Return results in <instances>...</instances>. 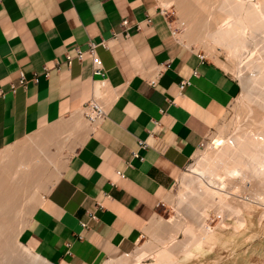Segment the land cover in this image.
I'll use <instances>...</instances> for the list:
<instances>
[{
  "label": "crops",
  "instance_id": "0c3cea01",
  "mask_svg": "<svg viewBox=\"0 0 264 264\" xmlns=\"http://www.w3.org/2000/svg\"><path fill=\"white\" fill-rule=\"evenodd\" d=\"M162 9L158 0H0V154L27 139L36 141L27 148L45 149L44 161L70 148L19 235L52 264H104L131 253L241 90L233 74L178 38ZM125 19L127 34L115 37ZM101 39L106 116L91 127L81 112L99 77L86 49ZM78 48L83 59L68 63ZM20 74L27 83L13 91Z\"/></svg>",
  "mask_w": 264,
  "mask_h": 264
},
{
  "label": "rangeland",
  "instance_id": "374dc122",
  "mask_svg": "<svg viewBox=\"0 0 264 264\" xmlns=\"http://www.w3.org/2000/svg\"><path fill=\"white\" fill-rule=\"evenodd\" d=\"M158 1L167 13L169 20L173 23V28L178 38L187 45L200 50L208 58L215 60L226 71L233 74L239 81L241 90L238 96H236L229 102L219 123L202 140L196 152L189 160L187 166L184 168L177 180H175V182L169 188L165 198L157 209L155 218L144 230L141 240L137 245H135L134 250L127 256H122L117 259L106 260L105 262H103L107 264H147L148 262L153 261L155 258V254L152 252L154 251L153 244L157 243L155 242L157 240V236H169V233L171 232V230H169V223H173L174 219H177L175 221H178L179 219V222H181V224L186 227L189 220H191V218L193 217L199 216L201 209L204 207V204L196 197V194L194 192L191 194L189 192L187 194L185 191H182V189L187 184L192 188L194 187L193 189L195 191L200 192L201 188H199L198 180L193 178L192 176H197L205 184L209 183L208 177L203 175L198 176L193 173L194 175H192L191 178H188L184 177L185 174H192L191 166L197 162V159H201L205 152H211L212 147L216 143V140L214 139L220 132H224V134H226L225 138L232 136L233 132L237 130L236 127H247L251 123V120L258 115V113L255 112H259L260 110L261 112H264V82L263 85L262 82L260 85V81L256 80V75H259V70H264L263 33L256 32L252 38L248 37L247 47L242 53V56L237 60V66L239 67V69H237V67L233 68L232 62H230L232 61V57L229 56L225 49L221 48L220 45H215L214 43H212V41H200L197 39L194 40V38H190L191 30L189 29L190 26L187 25V22H189L188 18L185 16L184 10H181L179 5L175 1L173 3L171 2L167 7L163 5L161 0ZM185 20H187L186 24H181V22H185ZM261 38L263 40H261ZM260 64H262L263 66L262 69L259 68ZM254 79L256 81H254ZM260 90L263 91L260 92ZM250 106L252 108H250ZM255 108L257 109L255 110ZM35 142V140L30 141L29 139H27L19 146H17V148L14 149L10 154H8L7 157L0 159V168H2L0 173L3 175L5 174V176L9 175L7 179L13 185H23L21 188V192L23 194L20 192L21 195L15 198L16 203H13L12 201L13 204L11 203L10 205H8L10 208L8 206L4 207L5 209L9 208L8 210L10 211L6 212L5 209L0 208V222L2 221V223L0 224L6 225V228H4V233L0 236V264H5L4 262L6 261V259H8L7 261H9L6 264H22L21 262H19L20 260L16 259L15 257L24 248L22 243L19 241L18 235H20V232L23 230L24 226L30 219V215L33 209L36 207L40 197L44 194V192H46L49 185H51V183L48 184L47 178L58 173V169L61 168L66 155H68V153L70 152V148H68L65 151H59L51 154L47 153L48 159L49 161L51 160V163L48 160H41V162L37 163L36 158L38 156V149H45L39 146H36L35 149L27 148L35 145ZM21 153H25L26 155L22 156ZM7 161L10 162L12 171L5 170V173L2 172L4 170V167L2 165ZM27 163L30 164L29 166H26V168L28 167L27 169L30 170V172L28 173L30 177H27L29 180L26 179V181H24L21 179L24 175L22 174V168L24 167V164L26 165ZM1 174L0 177H3L1 176ZM31 178L33 179V182ZM256 180L257 179H253L254 182H256ZM34 191L37 195V202H35L33 198H31V192ZM261 211L262 208L259 207H253L251 209H248L247 211H244V215L240 216L244 217V219L246 220L244 227L236 234H231L229 232L223 234L226 236H223L222 240H226L224 239V237L229 238H227L229 240V244L227 246L221 247L220 243L218 242L213 248L210 247L211 250L210 248L205 247L202 254L199 256H194L187 259H183L182 256H180L179 260L183 264H220L217 261L221 258V264H264V217H262ZM208 213V225L215 227L220 219L215 213V207L210 206L208 209ZM227 222L231 223L233 222V219ZM176 235L177 236H175L171 241H169V239L167 240V243H165V247H168L175 253H180V251L184 250L186 245H188L191 239V235L184 232L183 229L178 231ZM4 246H6L7 248H5ZM5 251H8L9 253L7 255L8 258L4 256V254L6 253ZM4 257L5 259H3ZM153 262H155L156 264H164L162 262H159L158 259H155Z\"/></svg>",
  "mask_w": 264,
  "mask_h": 264
},
{
  "label": "bare ground",
  "instance_id": "6f19581e",
  "mask_svg": "<svg viewBox=\"0 0 264 264\" xmlns=\"http://www.w3.org/2000/svg\"><path fill=\"white\" fill-rule=\"evenodd\" d=\"M174 1L179 5L181 10H184V14L188 18L189 22H187V25L190 26L189 29L191 30L190 38L200 41H212L215 45H220L232 57V61L230 62H232L233 68L237 67L239 69L237 60L242 56L247 47L248 37L252 38L256 32H262L264 37V0H161L166 7ZM186 21H182L183 25L186 24ZM261 40L263 39L261 38ZM263 66L260 64L259 68L262 69ZM258 74L256 75V80L260 81H258L260 85L262 82L263 85L264 70H259ZM256 80L254 79V81ZM263 90H260V92ZM250 108L252 107L250 106ZM255 113H258V115L251 120V123L247 127H236L237 130H234L235 132H233L232 136L225 138L226 134L220 132L214 139L216 143L212 147L211 152H205L201 159H197V162L191 166L192 174H185L184 177L188 178H191L194 175L193 173L198 176L203 175L208 177L209 183L205 184L197 176H192L198 180L199 188H201L200 192L195 191L194 187L192 188L187 184L182 189L187 194L194 192L196 197L204 204V207L201 209L200 215L198 214L199 216L191 218L188 224L186 223V227L179 222V219L178 221L174 219L173 223H169V230H171L169 236L163 237L159 235L160 237L157 236V240L154 239L157 242L155 243L156 245L153 244L154 251L152 252L155 254L154 260L158 259L159 262L164 264H183L179 260L180 256L183 259L199 256L205 247L213 248L216 243L223 241L222 237L226 236L223 235L224 233L236 234L240 231L246 222L244 217H240L244 215V211L253 207H259L262 208L261 214L264 217V112L260 110ZM81 115L85 118L84 111L81 112ZM82 117L80 116L79 119L83 123L84 119ZM11 152L12 149L4 150L0 154V159L7 157ZM39 153L40 155L36 158L37 163L46 158L44 151L39 149ZM29 165V163L24 164L22 168V174L24 175L21 179L24 181L26 179L29 180L27 177H30L28 174L30 170L27 169L28 167L26 168ZM2 166L4 167L2 172H5V170L12 171L10 162L7 161ZM1 170L2 168H0ZM1 176L3 177H0V208L5 209L4 207L10 205L12 201L16 203L15 198L21 195L20 192L23 185H13L7 179L9 175L5 176V174H1ZM253 179H257L256 182ZM31 193V198L37 202L35 191ZM210 206L215 207V213L220 218L215 227L208 225L207 222ZM9 208H6L5 211H10L8 210ZM231 219H233V222H227ZM5 226L0 224V236L4 233ZM182 229L191 235V239L184 250L180 251V253H175L173 250L165 247V243H167L168 239L169 241L174 239L177 236V232ZM227 238L224 237L227 241L225 245L226 243L228 244L229 238ZM4 247L7 248L6 246ZM23 247L22 251L15 256L22 264H52L32 252L26 246L23 245ZM8 251H5L6 253L4 254L6 258H8ZM6 261L4 262L5 264L9 262ZM153 261L147 264H156Z\"/></svg>",
  "mask_w": 264,
  "mask_h": 264
},
{
  "label": "built area",
  "instance_id": "2783aa9c",
  "mask_svg": "<svg viewBox=\"0 0 264 264\" xmlns=\"http://www.w3.org/2000/svg\"><path fill=\"white\" fill-rule=\"evenodd\" d=\"M162 11L164 13L165 10L162 9ZM181 24H183L181 22ZM121 31L118 33H114V36L117 37L118 35L122 34V35H126L127 34V29L129 27V22L128 20H122L121 22ZM105 46V40L101 39L99 42H94V41H89L88 42V46L86 51L90 54L91 56V60H92V73L95 76H98L99 78L95 81L96 87H95V91L93 94L92 99L89 101V103L84 106L82 108V111H84V116L86 118V120L88 121V123L90 124L91 127L97 126L98 124H100V122H102L106 116V105L104 102V98L106 96V85H107V81H106V77H105V70L103 67V63L101 58L99 57V55L96 52V48L98 46ZM84 50L82 49H77L76 53L74 56L72 55H66V61L68 63L71 62V60L73 58H76L78 60H82L83 56H84ZM201 60H205L206 55L204 53H202L200 55ZM169 64H165V65H159L155 71H154V75L152 76V78L149 79V84L150 85H155L158 82V79L160 78L163 70L165 67H167ZM196 73V72H194ZM34 81H37V77L35 76L33 78ZM27 83V79L25 78V76L23 74H20L19 78H18V82L16 84H11V89L14 91L15 88L17 86H24ZM188 84L187 80H182L180 82V89L184 88V86H186ZM140 146L141 147H146V143L144 141H140ZM133 156H138V153L136 151H134L132 153ZM119 176L122 175L121 172H117ZM106 197H108V194H105ZM97 208H103L102 203H97L96 204ZM88 217L89 218H95V215L92 212L88 213ZM81 226L86 227V222L82 221L81 222ZM128 253H126L127 255Z\"/></svg>",
  "mask_w": 264,
  "mask_h": 264
}]
</instances>
